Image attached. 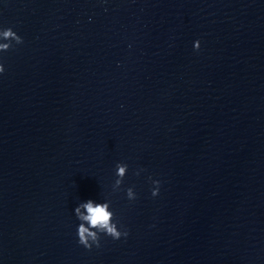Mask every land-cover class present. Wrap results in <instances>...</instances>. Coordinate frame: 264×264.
<instances>
[{
	"label": "water",
	"instance_id": "95a60500",
	"mask_svg": "<svg viewBox=\"0 0 264 264\" xmlns=\"http://www.w3.org/2000/svg\"><path fill=\"white\" fill-rule=\"evenodd\" d=\"M9 27L0 264H264V0H0ZM89 199L127 237L80 245Z\"/></svg>",
	"mask_w": 264,
	"mask_h": 264
},
{
	"label": "clouds",
	"instance_id": "9594fccd",
	"mask_svg": "<svg viewBox=\"0 0 264 264\" xmlns=\"http://www.w3.org/2000/svg\"><path fill=\"white\" fill-rule=\"evenodd\" d=\"M0 39L3 41H15L16 44L23 43L22 37H20L12 28L0 29ZM13 46L11 43H0V51H8ZM199 41L194 42V48L199 49ZM4 72L3 64H0V73ZM128 165L118 164L116 167L117 180L115 186L119 189L123 178L127 174ZM137 175L139 173L137 172ZM156 187L152 190V195L155 197L159 193V181H152ZM126 195L129 200H134L136 194L132 188H128ZM81 209L84 211L82 212ZM74 214L80 222L77 228L78 243L84 248L91 250L93 245L100 246V234H104L111 237L113 240H119L122 236L127 237L128 232L126 230L121 231V226L114 220V213L110 210L108 203L94 202L89 199L82 202L74 209Z\"/></svg>",
	"mask_w": 264,
	"mask_h": 264
}]
</instances>
